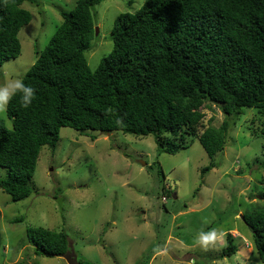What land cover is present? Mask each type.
Returning a JSON list of instances; mask_svg holds the SVG:
<instances>
[{
    "label": "trees",
    "instance_id": "1",
    "mask_svg": "<svg viewBox=\"0 0 264 264\" xmlns=\"http://www.w3.org/2000/svg\"><path fill=\"white\" fill-rule=\"evenodd\" d=\"M24 1L0 0V65L21 52L18 34L32 18ZM101 1L76 0L59 10L61 22L23 75L36 89L33 103L10 102V128L0 117V167L6 169L0 189L13 200L33 190L39 152L55 150L61 127L152 134L158 151L170 154L195 138L212 157L226 143L228 116L256 108L264 118V0H145L114 18L112 49L91 70L85 51L94 36L92 9ZM210 104L225 115L218 126L203 122ZM258 132L264 137V119L252 130ZM242 220L264 263V209L244 212ZM26 236L37 256L69 250L64 230L28 226ZM236 251L227 235L221 255Z\"/></svg>",
    "mask_w": 264,
    "mask_h": 264
},
{
    "label": "rangeland",
    "instance_id": "2",
    "mask_svg": "<svg viewBox=\"0 0 264 264\" xmlns=\"http://www.w3.org/2000/svg\"><path fill=\"white\" fill-rule=\"evenodd\" d=\"M75 1L23 2L32 18L19 31L20 54L0 65V83L24 75L61 22L59 10ZM144 1L103 0L93 7L94 36L85 51L91 70L112 49L114 18ZM203 112L204 124L218 126L225 117L216 104ZM0 117L10 128L6 112ZM263 119L256 108L228 116L226 143L212 157L195 138L170 154L158 151L152 134L61 127L55 150L43 146L39 152L31 193L13 200L0 189V264H264L241 217L264 209V137L252 134ZM5 174L0 167V177ZM28 226L64 230L68 252L35 255ZM211 229L216 239L198 243V233ZM227 235L237 251L222 256Z\"/></svg>",
    "mask_w": 264,
    "mask_h": 264
},
{
    "label": "clouds",
    "instance_id": "3",
    "mask_svg": "<svg viewBox=\"0 0 264 264\" xmlns=\"http://www.w3.org/2000/svg\"><path fill=\"white\" fill-rule=\"evenodd\" d=\"M36 96V89L25 82L21 75H9V77L0 83V113H5L8 105L15 98H19V103L23 108H28L33 103ZM217 230L200 231L196 237L198 243L207 245L210 241L216 239Z\"/></svg>",
    "mask_w": 264,
    "mask_h": 264
},
{
    "label": "water",
    "instance_id": "4",
    "mask_svg": "<svg viewBox=\"0 0 264 264\" xmlns=\"http://www.w3.org/2000/svg\"><path fill=\"white\" fill-rule=\"evenodd\" d=\"M97 32H98V29H97V28H95V34H97ZM141 163H142V164H144V162H143V161H141ZM241 217H242V219H243V215H241Z\"/></svg>",
    "mask_w": 264,
    "mask_h": 264
}]
</instances>
